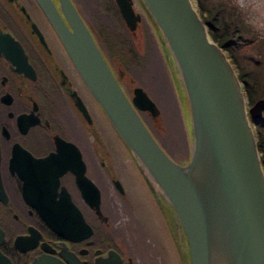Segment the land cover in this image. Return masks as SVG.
Returning <instances> with one entry per match:
<instances>
[{"label": "water", "instance_id": "water-1", "mask_svg": "<svg viewBox=\"0 0 264 264\" xmlns=\"http://www.w3.org/2000/svg\"><path fill=\"white\" fill-rule=\"evenodd\" d=\"M32 1L127 153L180 264H264V171L250 123L261 118L264 99L247 106L242 84L193 1L135 0L136 12L133 0H114L129 32L136 31L142 18L152 30L182 112L189 143L185 163L172 161L158 145L138 114L157 117L156 105L139 87L128 100L71 0ZM30 26L41 40L35 25ZM0 48L18 53L17 67L25 65L23 49L10 34L0 31ZM77 106L88 118L82 104ZM58 175L47 185L49 192L56 193ZM76 177L83 190L93 186V198L86 192L83 198L101 217L100 193L83 168ZM113 185L121 194L119 181ZM47 202L39 211L55 234L70 242L90 236L65 192L56 205L53 199ZM98 253L101 264L123 263L114 251ZM60 254L67 264H81L66 246Z\"/></svg>", "mask_w": 264, "mask_h": 264}, {"label": "flooded vegetation", "instance_id": "flooded-vegetation-1", "mask_svg": "<svg viewBox=\"0 0 264 264\" xmlns=\"http://www.w3.org/2000/svg\"><path fill=\"white\" fill-rule=\"evenodd\" d=\"M71 2L76 7L73 0ZM133 5L139 11L135 0ZM79 14L124 94L131 100L133 89L126 88L124 72L110 60L99 34L86 17ZM25 15L41 34V40L32 33ZM143 20L148 25L146 19ZM0 31L10 34L20 44L26 58L20 69L15 65L18 53L10 55L0 48V264H50L52 261L67 264L60 254L61 246H66L81 264H101L98 252L105 255L110 250L119 254L122 264H134L130 256L119 251V243H125L114 229H136V226L113 225V217L103 213L105 195L93 176L92 170L100 169L121 206L126 205L136 214L128 189L112 164L97 121L102 125L105 138L109 137L117 146L122 147L121 144L32 0H0ZM78 103L82 104L88 118L80 111ZM138 114L154 136L151 126L156 121L146 112ZM44 160L49 161L37 164ZM127 160L130 161L129 157ZM82 168L84 177L100 193L101 217L84 201V192L93 198V186L84 190L79 187L76 174L81 173ZM60 171L63 172L58 175ZM56 173V193L49 192L47 185ZM113 180L119 181L121 194ZM142 188L144 192L143 185ZM64 192L91 230L89 237L77 242L55 234L39 211L45 210L49 199L56 205ZM160 220L162 222L161 217ZM164 235L180 264L168 231ZM180 245L183 247L181 241Z\"/></svg>", "mask_w": 264, "mask_h": 264}, {"label": "rangeland", "instance_id": "rangeland-1", "mask_svg": "<svg viewBox=\"0 0 264 264\" xmlns=\"http://www.w3.org/2000/svg\"><path fill=\"white\" fill-rule=\"evenodd\" d=\"M112 1L113 0H73L82 14L86 17V20L99 34L100 39L103 44L106 45L115 61H118V63L125 62L124 64L128 69L126 78L133 80V82L130 83L131 86L129 90H132L134 87L141 88L156 105L159 115L151 130L153 134L159 138V143L166 154L176 163H185L189 151L188 137L186 135V129L184 128L180 104L172 86L170 74L164 60L148 31L149 29L147 28V32L143 29L144 25L140 24L135 35L133 36L130 34L123 21L118 18L114 11ZM194 5L198 6V1L195 0ZM204 5L207 9L213 8L215 13L218 11L217 7L222 8L220 13H223L221 14L224 18L223 22L231 24V31H233L234 28L238 30L234 35L238 34L240 37L239 44H230L228 40L226 41H228L231 48L235 49L234 56L240 71H242L245 76L248 75L253 78L255 74L253 64L258 60L262 61L263 64H260L259 70L263 86L264 37H261L258 33L249 29L243 23L241 14L238 13L233 6V0H205ZM229 12H233V15H231V13L228 15ZM213 14L209 15L211 21L213 20ZM113 33L116 34V36H113ZM215 33H217L218 37H221L223 30L215 28ZM114 37H118L119 40L122 39V43L124 42L123 45H112L113 42L111 44L110 38ZM106 40L108 42H106ZM145 40L148 41V43H146ZM129 42L132 43L131 46L139 57L134 59L133 62H129V58H120L125 54L127 48L125 45L129 44ZM262 89L263 87L259 89L258 94L263 91ZM260 99H264V96ZM247 106H251L248 100ZM262 117H264V112ZM118 147L126 158L119 144ZM92 171L99 188L105 195V201L103 199L102 206L103 210H105L106 213H110L112 210L113 218L115 220L120 219L122 228L124 226L130 228L133 225L136 226V229H115L118 236L124 237L127 241L125 244L126 250L123 252L133 257L137 264H177L175 254L172 253L171 247L166 244L164 232L167 230L160 220L157 209L151 204L150 197L145 191L143 192L142 181L135 171L133 164L127 160V162L121 165L120 169L117 170V173L122 174L119 175V178L125 185L126 190L128 189L131 202L134 201L138 212H136L135 215L133 214L134 212L132 213L128 210L129 207L126 205L121 206L117 198L113 195L102 171L96 168ZM123 174H125V178ZM133 188H135V191ZM133 215L135 216L134 218ZM131 220L132 223L130 222Z\"/></svg>", "mask_w": 264, "mask_h": 264}, {"label": "trees", "instance_id": "trees-1", "mask_svg": "<svg viewBox=\"0 0 264 264\" xmlns=\"http://www.w3.org/2000/svg\"><path fill=\"white\" fill-rule=\"evenodd\" d=\"M196 1H198V6L196 5L197 6V12L200 15L201 19L203 20L204 24L208 27V33H209L211 39L218 45V47H220L226 53L227 59L229 60L232 67L234 68L238 80L243 85V90H244V93H245L246 98L248 100V103L252 105L254 101H256V100H258L264 96V85L262 86V82H261V78H260L261 73L259 70V68L261 66L260 64H263L262 61L258 60L253 64V68H254V72H255L253 78H251V76L249 77L248 75L245 76L243 74V72L240 71L239 66L237 64V60L234 56L235 55L234 54L235 49L231 48V46H229V44H228V41L230 44H239L240 43V40H239L240 37L238 36V34L234 35V33L238 32V30H236L234 28L233 31H231V24H226L225 22H223L224 18H223V15H221L223 13H220L222 8L217 7L218 11L215 13L213 8L207 9V7H205V5H204L205 0H196ZM112 3H113L112 5L114 8V11L116 12L118 18H120L118 10H117L113 1H112ZM213 12H214V14H213ZM230 13H231V15H233V12H229L228 15ZM211 14H213L212 15L213 16L212 21L210 20L211 18H209V15H211ZM120 20H121V18H120ZM214 27L217 29L220 28L223 30L221 37H218L217 33H215ZM113 36H116V34L113 33ZM146 36L148 37L147 33H146ZM121 40H119L118 37L110 38L111 44L113 42L112 45H114V44L115 45H117V44L123 45L124 42L122 43L123 40L122 41ZM226 40H228V41H226ZM106 42H108V41L106 40ZM263 42H261V43H263ZM146 43H148V41H146ZM131 44L132 43L129 42V44L125 45V46H127V48L125 50V54L122 55V57H120L121 59L129 58V62H133V60L138 57L135 50L132 48ZM105 47H106V45H105ZM106 51L108 52L107 54H108L110 60L115 61L114 57L110 54L107 47H106ZM117 63H118V61H117ZM124 63L125 62L118 63V64L120 67H123L122 69L124 71H127L128 69L126 68ZM262 87H263V89H262L263 91H261V93L258 94L259 89ZM250 123L253 127L255 138L257 140V148H258V152L260 155V161H261L262 169L264 171V117H262L260 119L250 120Z\"/></svg>", "mask_w": 264, "mask_h": 264}, {"label": "bare ground", "instance_id": "bare-ground-1", "mask_svg": "<svg viewBox=\"0 0 264 264\" xmlns=\"http://www.w3.org/2000/svg\"><path fill=\"white\" fill-rule=\"evenodd\" d=\"M77 7V9H78V12L79 13H81L82 14V12H81V10L78 8V6H76ZM141 23H143V22H141ZM136 30H137V28H136ZM136 32V31H135ZM135 32H134V34H135ZM47 37V39H48V41H50V43L53 45V43L51 42V40L49 39V37L48 36H46ZM56 37V36H55ZM100 37V36H99ZM61 46V45H60ZM55 48V47H54ZM61 48H62V46H61ZM63 49V48H62ZM64 51V50H63ZM67 56V55H66ZM125 72V76H127V71H124ZM127 82H128V84H127ZM133 82V80L132 79H127V78H125V84H126V88L129 90V88H130V86H131V84L130 83H132ZM84 86V85H83ZM85 88V87H84ZM158 115H159V113H158ZM158 117V116H157ZM157 117H152L155 121H157ZM97 126H98V130H99V132L101 133V135L103 136V138H104V142H105V145H106V147L108 148V150L110 151V155H111V161H112V164L114 165V167H115V170H119L120 169V167H121V165H124V163L125 162H127L126 160L128 159V156H127V154H126V152L123 150V148H122V150H123V152L125 153V155H126V158L124 157V155L122 154V152L120 151V149H119V147L115 144V143H113V141L109 138V137H107L106 136V138H105V134L103 133L104 131H103V128H102V125L97 121ZM151 129H153V126H151ZM155 136V135H154ZM156 137V136H155ZM155 140H156V142L158 143V145L159 146H161L160 145V143H159V138L158 137H156V138H154ZM161 148H162V146H161ZM131 163V162H130ZM135 171H136V169H135ZM119 175H122V174H119ZM128 175V174H127ZM123 177L125 178V174H123ZM133 190L135 191V188H133ZM104 201H105V199H104ZM120 202V201H119ZM133 204H134V201L132 202ZM103 204V203H102ZM120 204H122V203H120ZM103 206V205H102ZM134 209H136V206H135V204H134ZM102 210H103V207H102ZM110 210H111V208H110ZM101 213V212H100ZM103 213L105 214V215H107V214H109V216L111 215L112 216V210L110 211V213H106L105 212V210H103ZM138 213V212H137ZM101 216H102V214H101ZM112 217H114V216H112ZM119 221V222H118ZM113 225L114 226H117V227H121L122 226V224H121V222H120V219L119 220H115L114 218H113ZM114 231H115V229H114ZM118 236V235H117ZM116 237V236H115ZM117 238V237H116ZM122 239H123V242L126 244V240H125V238L124 237H122ZM110 240V239H109ZM112 240V239H111ZM117 241L119 242V239L117 238ZM119 245H120V249H119V251L122 253L123 251H125L126 249H125V245L122 243V244H120L119 243ZM110 251H113V250H110ZM115 252V251H114ZM116 254H118L117 252H115ZM119 255V254H118ZM124 255H126V253H124ZM128 255V254H127ZM129 256V255H128ZM132 258V260H133V262H134V264H137L135 261H134V259H133V257H131Z\"/></svg>", "mask_w": 264, "mask_h": 264}, {"label": "clouds", "instance_id": "clouds-1", "mask_svg": "<svg viewBox=\"0 0 264 264\" xmlns=\"http://www.w3.org/2000/svg\"><path fill=\"white\" fill-rule=\"evenodd\" d=\"M233 6L241 14L243 23L264 37V0H233Z\"/></svg>", "mask_w": 264, "mask_h": 264}]
</instances>
